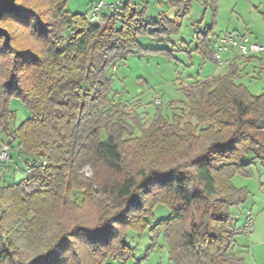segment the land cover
I'll use <instances>...</instances> for the list:
<instances>
[{
  "label": "trees",
  "instance_id": "obj_1",
  "mask_svg": "<svg viewBox=\"0 0 264 264\" xmlns=\"http://www.w3.org/2000/svg\"><path fill=\"white\" fill-rule=\"evenodd\" d=\"M67 1L16 0L18 10L1 20L10 38L0 36V130L3 142L28 156L30 172L0 183V264L126 263L133 257L126 230L148 229L158 204L171 216L150 230L164 234L173 264H248L234 250L231 211L248 194L232 179L251 174L254 158L244 161L251 151L264 166V93L236 82L231 65L181 86L185 113L168 119L158 109L146 124L112 97L111 67L133 53L169 56L143 47L138 36L178 34L192 0H170L177 16L152 22L163 26L154 32L137 24L146 10L136 11L133 1L101 23L71 12ZM203 1L215 21L217 0ZM214 25L197 35L207 60H215ZM13 97L30 113L18 127Z\"/></svg>",
  "mask_w": 264,
  "mask_h": 264
},
{
  "label": "rangeland",
  "instance_id": "obj_2",
  "mask_svg": "<svg viewBox=\"0 0 264 264\" xmlns=\"http://www.w3.org/2000/svg\"><path fill=\"white\" fill-rule=\"evenodd\" d=\"M117 1L108 0L107 2L116 3ZM226 1L233 2L239 0ZM91 2L92 0H68L67 7L71 12L83 13L90 18L91 8L96 4L94 3L89 11L86 12L87 4ZM162 2L166 4L167 0H144V4L147 5L145 18L142 22L138 20L137 24L147 28L150 32L161 31V27L156 28L150 24L157 16H160V5ZM221 2L223 6L217 19L218 26L216 32L225 31L227 28L233 29L234 25H237L238 28L236 29L243 31L245 26L242 25L241 17L229 11V8H226L227 6L224 7V0H221ZM142 8L143 6L139 7L137 11H141ZM104 9L100 10L96 23H101V15ZM204 11L205 6L202 0H195L191 13L179 18L181 22L179 33L170 37L162 35L161 37H164L163 40L159 39L160 37L158 36L140 34L138 41L143 47L152 50H169L173 58L167 57L166 53L151 51L133 53L123 60V62L117 61L113 64V70H117L113 75L112 97L117 101H124L122 103L126 104L127 110L132 112H135L138 106L140 107L139 109L147 108L150 110L149 112H152L155 107H162L165 110L166 106L170 103H175L180 99L185 101V95L181 90V86L188 85L187 83L190 81L192 73L196 75L201 64V61H197V59L192 62V57L188 55V52L192 50V44L197 43V35L205 33L212 26L211 10L208 11L205 19L203 18ZM176 12L177 8H173L167 11L165 15L170 19H174ZM254 33L258 35V32ZM61 35L64 40L62 45L64 47L69 39L70 29L68 27L63 28ZM208 62L213 64L212 61ZM257 80L250 79L245 81V84L248 85L252 93L259 95L262 93L260 89L261 83L257 84ZM262 82H264L263 79ZM249 85L254 87H250ZM156 99H160L162 103L158 104V100L155 101ZM129 101L134 102L127 103ZM10 107L15 113L12 126L18 127L30 117L27 107L20 99L13 97L10 101ZM169 115L171 116V112ZM146 116L144 120H146L145 123L147 124L151 120L149 116H152V114L149 115L148 113ZM2 139H4V136L0 130V146L2 145ZM4 143L8 145L7 141ZM8 146L10 159L6 166L0 163V168L8 170L14 166L16 169L15 177L6 175V183L19 182L29 175L25 165V159L28 156L20 154L15 148L16 144ZM254 156H256V153L251 151L244 157V161H250ZM8 164H10V168L7 166ZM260 165L261 161L259 159L255 160L250 175L236 174L232 179V183L236 188L247 190L248 194V198L244 203L231 209L232 213L237 214L239 218L238 223L241 225L244 222V218L240 215L244 210H247L246 204H248V209H251L249 216L253 220V223L258 210L262 209L264 211V185L261 184V181L264 183V173L260 171ZM83 172L87 177L93 175L92 170L88 166L83 169ZM2 179L5 180L3 177H0V183H3ZM75 197L80 203L82 194L77 192ZM90 211L91 209L87 213ZM170 216L171 211L169 207L165 204H158L148 217L150 223L148 229L144 232H137L132 229L126 230L125 241L132 248L133 257L126 263L118 259L109 258L104 264H173L170 261L169 246L164 234L159 233L153 237L154 234L150 230L156 223L168 220ZM249 238L250 235L248 233H242L237 236L239 243L246 246H249Z\"/></svg>",
  "mask_w": 264,
  "mask_h": 264
},
{
  "label": "crops",
  "instance_id": "obj_3",
  "mask_svg": "<svg viewBox=\"0 0 264 264\" xmlns=\"http://www.w3.org/2000/svg\"><path fill=\"white\" fill-rule=\"evenodd\" d=\"M100 1L101 0L99 1L92 0L90 4H87L86 12L89 11V9L92 7L94 3H97ZM103 1H104V5L101 7V9H104V7L105 9L101 15L102 17L101 21L103 20L105 16H108L114 13H120L121 8L129 1H133L134 8L136 11L141 6H143V8L147 10L146 9L147 5L144 4V0H118L116 3H108L107 2L108 0L107 1L103 0ZM194 1L195 0H192V10H193ZM224 1H225L224 7L227 6L226 8H229V11L238 14L241 17L242 25L245 26V28L243 31H241L239 29H236L238 28L237 25H234L233 29L227 28L225 31L221 30L220 32H216L217 26H218L217 19L220 15V12L223 6L221 0H217V8H218L217 11L218 12H217L215 21H214V18L212 16V11H211L212 25H213V22H215L212 34L220 35V34L227 33V32H236L240 34L247 33L249 34L251 39H253L254 41L264 46V0H239V1H233V2L231 1L228 2L226 0ZM169 2L170 0H167L166 4L162 2V4L160 5V8H161L160 16H157L156 19L153 20L152 22L160 21L165 18L170 19L165 15V13L175 7H172ZM202 2L205 6L204 17H203L205 19L208 11L211 10V7H207L203 0ZM177 13H178V9H177L174 19L176 18ZM170 20H173V19H170ZM160 27L163 29V26H160ZM254 32H258V35L255 34ZM159 37H160L159 39H162V40L164 39V37H161V36ZM194 45L192 44V50H190L192 54L189 51L188 55L192 57V62L195 59H197V61H201V64H200L199 71L196 73V75L192 73V77H190L191 79L187 83L188 85L193 84L197 81H202L207 78H211L213 76L222 75L228 71L231 65H236L238 67V74L236 77V82L242 83L248 87V85L245 84V81L250 80V79H254V80L258 79L257 84L261 83L260 89L262 93H264V82H262V79L264 81V51L260 54L241 56L235 50H229L223 54L222 62L218 63L216 60L204 59L203 56L196 50L198 44L195 43ZM167 57L173 58L172 54H170L169 56L167 55ZM208 61H212L213 64L209 63ZM116 70L117 69L113 70V66L111 67L112 75H114V72ZM249 86L254 87L252 85H249ZM248 89L250 90L249 87ZM157 100H160V99H156L155 101ZM120 101L124 102L122 100ZM134 101H137V100H134ZM134 101H129L127 103L134 102ZM139 108L140 107L138 106L135 111L139 113L141 117L144 119L147 117L146 115L148 113L149 115L152 114V116H149V117L153 118V116L156 114L158 109L161 110L165 118L172 119L175 114L178 115V114L185 113V111H187V104H186V99L185 101L180 99L179 101L175 103H170L168 106H166L165 110L162 109V107H159V108L155 107L152 112H149L150 110H148L147 108L146 109L144 108L139 109ZM170 112H171V116L169 115ZM4 144L5 143L3 142V139H2V145ZM252 158H254L253 163L255 160H258V159L259 161H261L258 156H254ZM7 166H9V168L11 167L10 164H8ZM29 170H30L29 167H26V171L28 172ZM15 171L16 169L14 168V166L6 170L5 176L3 177L5 180L3 179L2 180L6 181V178H5L6 175L10 177H13V176L15 177ZM260 171L264 173V166H262V164L260 165ZM26 178L27 176L22 180H25ZM261 184L264 185L262 181H261ZM246 208L247 210H244L240 215L244 218V222L242 225L238 223L239 218L236 213L235 214L232 213V216H233V223L235 227L237 228V232H238L237 236L242 233H248L250 235V238L248 239L249 246L248 245L246 246L245 244L242 245L241 243H239V241L237 240V236H236L234 250L238 254L242 255L246 259L248 264H264V211H262V209H259L260 211L258 210L257 216L254 218V223L251 226L247 227L246 224H247L249 212L251 209H248V204H246Z\"/></svg>",
  "mask_w": 264,
  "mask_h": 264
},
{
  "label": "built area",
  "instance_id": "obj_4",
  "mask_svg": "<svg viewBox=\"0 0 264 264\" xmlns=\"http://www.w3.org/2000/svg\"><path fill=\"white\" fill-rule=\"evenodd\" d=\"M104 5V1L101 0L97 2L91 8L90 19L96 21L99 15L101 7ZM211 47L214 51V59L221 63L223 59V54L229 50H235L241 56L255 55L260 54L264 51V46L249 36V34H240L236 32H227L220 35H215L211 41ZM158 104H161V100L157 101ZM10 159L9 146L4 144L0 148V163L5 165ZM6 169L0 168V177L5 176ZM30 172V171H29ZM253 224V220L248 217L247 227Z\"/></svg>",
  "mask_w": 264,
  "mask_h": 264
},
{
  "label": "water",
  "instance_id": "obj_5",
  "mask_svg": "<svg viewBox=\"0 0 264 264\" xmlns=\"http://www.w3.org/2000/svg\"><path fill=\"white\" fill-rule=\"evenodd\" d=\"M18 10L16 0H0V36L10 38L9 31L1 25V20L5 14L12 13Z\"/></svg>",
  "mask_w": 264,
  "mask_h": 264
}]
</instances>
